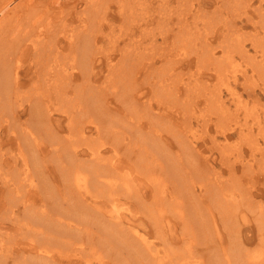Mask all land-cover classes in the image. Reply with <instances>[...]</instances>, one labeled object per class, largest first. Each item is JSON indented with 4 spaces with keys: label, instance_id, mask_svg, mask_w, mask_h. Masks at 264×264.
<instances>
[{
    "label": "bare ground",
    "instance_id": "obj_1",
    "mask_svg": "<svg viewBox=\"0 0 264 264\" xmlns=\"http://www.w3.org/2000/svg\"><path fill=\"white\" fill-rule=\"evenodd\" d=\"M159 1L156 5L151 0H134L135 5L142 3L146 6V18L130 29L127 34L130 35L129 40L123 47L113 44L108 47L109 51L104 52L102 42L111 39L109 35L114 31L115 20L126 16L121 11L118 14L111 11L108 1L0 0V172H7V177L0 173V264H118V257L124 264H185L183 248L177 237H190L196 232L197 239L198 236L206 239V235L210 237L213 234L215 226V236L217 234L221 245L214 248L210 260L225 264L227 261L216 254L222 251L237 249L242 252L237 257L242 258L247 254L245 246H241L245 240L239 239L237 234L244 232L248 212L243 207L245 216L240 220L241 216L236 215L240 209L237 208L238 202L233 206L227 202L229 199L224 202L225 194L222 196L219 192L222 186L225 188L226 182L216 181L212 174L217 171L215 166L211 171L206 165L210 175L203 170L201 160L208 155L195 145L197 140L193 139L195 132L190 131L192 125L189 121L198 113L195 107L190 110L189 107L202 100L206 110L213 109V105L218 106L217 128L209 135L214 146L219 145L215 143L221 136L230 139L236 135H252L250 126L253 127L254 123L263 125L258 130L264 139V101L259 92L264 93V31L257 30L254 23L255 32H246L247 25L253 22L252 12L264 15V0H248V10L244 14L234 15L235 18L229 21L226 19L229 23L225 34L217 38L216 44L208 42L206 37V41L200 40L204 33L199 25L188 27L186 16L190 13L195 17L202 15L203 5L200 4L193 14L191 9L184 10L186 0H176L180 5L178 9L171 6V13L166 11L160 18H151V11L161 8L165 11L166 6L172 4V0ZM174 10L177 11V19L172 16ZM196 22L200 23L199 17ZM211 22L205 24L207 30L211 24L216 26L214 19ZM214 29L216 27L212 31ZM137 31L139 39L135 38ZM192 34L199 38L189 48H194L195 60H185L188 56L180 53V58L170 56L167 64L163 62L161 67H157L156 55H163L161 59L168 61L163 58L168 56V50L171 49V53L181 51L179 41ZM246 40L253 44L254 57L245 47ZM116 52H119V58L112 56ZM131 52L133 56H130ZM259 52H262V58L257 55ZM235 53L244 58L253 57L252 62L248 61L256 73L244 70L242 73L248 80V84L245 81L243 85L250 89L248 92L253 101L250 104L253 109L259 105L260 110H254V119H249L247 112L242 113L250 107L240 103V96V100L237 98L234 102L236 88H229L231 97L227 102L224 100L227 98L225 89L216 87L219 82L212 86L207 81L203 86L198 81L208 75L202 65L204 59L212 65L211 68L206 66L207 71L214 73L215 69H221L218 60L234 62L235 57L231 55ZM116 68L125 71L129 79L120 92H113L115 96L110 99L105 95L109 90L102 94L99 80L104 75L107 79L119 73L115 72ZM184 69L194 70L191 76L195 80L177 79L176 75ZM163 70L171 73L161 79ZM256 76L262 81L255 79ZM162 89L165 93L159 94ZM145 91H150L152 96L141 101L140 105L138 98L141 100ZM182 94L185 95L183 111H176L177 105L173 103L177 101L173 97L180 98ZM117 95H122V98ZM142 104L144 108H141ZM189 112L192 113L190 116ZM133 114L137 115L136 118L131 116ZM144 117L163 122L162 127L145 123ZM230 118L237 120L235 125ZM178 120L183 123L186 133L180 131L176 124ZM62 125L69 135L78 136L82 145H76L74 141L66 145L67 140L62 142L59 139L54 142L55 136L62 131ZM203 125L208 126L209 122H203ZM45 127L46 136L50 139L44 145L43 140L31 135L35 129L42 132ZM24 133L27 136L17 135ZM175 142L178 150L174 153L172 150L176 147H171ZM251 144L250 156L257 160H245V147L238 151L239 159L236 160L249 170L256 162L259 168L256 173L260 174L263 172L260 170L264 167V154H257L261 148L259 138L254 137ZM46 156L52 159L46 161ZM220 156L226 164L230 163V156L226 153L221 152ZM231 167L235 166L231 164ZM196 168H201L204 175L199 174L205 182L202 193L183 183V177L188 173L195 174ZM250 181L255 183L258 180H253L252 176ZM228 191L231 192L230 189ZM245 195L241 196L242 201ZM263 201L264 196L252 194L249 204H246L255 220L260 221L258 226L264 224ZM171 205L175 208L170 214L165 206ZM222 209L227 211L223 218L221 216L227 224L224 229L228 228L238 236L236 239L241 245L236 241L230 246L224 244V237L218 231L219 219L213 213ZM172 215L178 217L173 219ZM177 227L182 233L178 232L181 234L174 237L172 229ZM261 230H264V225ZM209 242L213 243V240ZM204 244L203 239V248ZM94 251L101 254L94 258ZM205 252L201 253L202 256L209 255L207 250ZM249 259L247 255V261L241 259V264H248ZM250 263L253 264L252 261Z\"/></svg>",
    "mask_w": 264,
    "mask_h": 264
},
{
    "label": "rangeland",
    "instance_id": "obj_2",
    "mask_svg": "<svg viewBox=\"0 0 264 264\" xmlns=\"http://www.w3.org/2000/svg\"><path fill=\"white\" fill-rule=\"evenodd\" d=\"M109 2V6L111 7V11L113 10L116 14H118V11H121L122 13H124L126 16H125V19H117V20H115V22H114V24H115V27H114V31H112V32H110L111 34L109 35L110 36V40H107V41H105L104 43L102 42V44H103V47H104V52H107V51H109L110 49H108V47L109 48H111V46H113V44L115 45H118V48L120 47V45L123 47L124 46V43H126L128 40H129V37H130V35H127L128 33H129V31H130V29L133 27H135L136 26V24H138L139 22H140V20H142V19H144V18H146V16H147V11L145 10V9H147L146 8V6L143 4L142 5V3H140V4H137V5H135L134 4V0H105V2ZM196 1V2H195ZM195 1H193V0H190V2H188L187 0H186V4H184L185 5V7H186V9H184V10H188V9H191L192 11H194V12H192L193 14L194 13H196V9L197 8H199V6H200V4L201 5H203V8H204V10H201V14L202 15H200L201 16V18H200V16H197V17H195V16H193L191 13V15L189 14L188 16H186V17H188L187 19H188V27H189V25H191V27H194L195 25H199V27L200 28H202V33H204V34H206L205 36H203L204 34H202V35H200V40H205V38L204 37H206V40L209 42H212L213 44H216L215 42H216V40H217V38H219L220 39V35H223V34H225V31L224 30H226L225 28H226V25H227V23H229L228 21L229 20H232V19H234L235 18V16H238V15H240V13L242 14H244V12L246 11V10H248V7L246 8V2L248 1V0H230V2L228 1V0H195ZM238 1H241L242 3H238ZM254 1H256V0H254ZM197 2H199V3H197ZM224 2V3H223ZM225 2H226V4H225ZM233 2V3H232ZM237 2V3H236ZM151 3H153V4H156V5H159V3H160V1L159 0H151ZM205 3V4H204ZM233 4V5H232ZM242 7H240L239 5ZM242 4V5H241ZM217 5V6H216ZM222 5H224L223 7H222ZM234 5H236V6H234ZM238 5V6H237ZM172 6V9H178V7L180 6H178V3H177V1L176 0H172V4L171 5H167L166 6V8H165V11H162V8L161 9H154L153 11H151V18L152 17H154V18H156V17H158V18H160L163 14V12H170L171 13V7ZM221 6V8H223V9H220L219 7ZM244 6H245V8H244ZM215 7H217V8H215ZM236 7H237V9H236ZM239 7L241 8V9H239ZM202 8V7H201ZM206 8V9H205ZM234 8V9H233ZM216 9L218 10V11H216ZM208 10H210V11H208ZM229 10H233V11H229ZM240 10V11H239ZM250 10V9H249ZM157 11H160V12H157ZM219 11H220V14H219ZM226 11V12H225ZM243 11V12H242ZM155 12H157V13H155ZM209 12V13H208ZM212 12V13H211ZM215 12V14H213ZM159 13H161V14H159ZM176 13H177V11H175L174 10V13H173V18L174 19H177V17H176ZM205 13H207V14H205ZM231 13H233V14H231ZM237 13V14H236ZM205 14V15H204ZM212 14V15H211ZM204 15V16H203ZM206 15H208L207 17H208V19H206L207 17H205ZM214 15V16H213ZM235 15V16H234ZM251 15H252V17H253V22H252V25H250V26H248L247 25V27H246V32H255V29H254V23L255 24H257V30H258V28L260 29L259 31H261L262 33H263V31H264V15H263V13H258L257 14V12L256 13H254V12H252L251 13ZM263 15V16H262ZM229 16V17H228ZM198 17H199V19H200V23H197L196 22V20L198 19ZM210 17V18H209ZM226 17V18H225ZM228 17V18H227ZM197 18V19H196ZM205 18V20H203V19ZM212 18V19H211ZM216 18V19H215ZM224 18V19H223ZM210 19V20H209ZM213 19H214V24L216 25V26H214V25H209L208 26V29L209 30H207V27L205 26V24L206 25H208V24H210V23H208L209 21L211 22H213ZM223 19V20H222ZM228 21H227V20ZM121 20V21H120ZM216 20H217V22H216ZM226 20V21H225ZM244 20H246V19H244ZM257 20V21H256ZM193 21H194V23H193ZM206 22V23H204V22ZM219 21H220V23H219ZM223 23H222V22ZM258 21H260L259 23H257ZM211 22V23H212ZM237 22L238 23H240V21H239V19L237 20ZM193 23V24H192ZM197 23V24H196ZM217 24H218V26H217ZM172 25H173V23H172ZM204 25V26H203ZM157 26V25H156ZM203 26V27H202ZM212 27L213 26V28L214 27H216V29H214L213 31H214V33H212L213 31H212V29L213 28H209V27ZM223 30V31H222ZM156 31V30H155ZM210 31H211V33H210ZM208 32V33H207ZM219 33V34H218ZM221 33V34H220ZM223 33V34H222ZM208 34H210V35H208ZM203 36V37H202ZM135 38H137V39H139V32L137 31L136 33H135ZM222 39V38H221ZM205 40V41H206ZM117 43H116V42ZM158 41L161 43L162 42V39H161V36H160V34H159V36H158ZM199 41V38H198V36H197V34H192V35H186V36H183L182 37V40H181V42L179 41V44H178V47H179V49H181V51H174V52H172L171 53V49H170V51L168 50V56H165V57H163V58H169L170 59V56H171V58L172 57H177V58H180L181 57V54H184V55H187L188 57H186V58H188V59H185V60H190V59H193V60H195V58L197 57V56H195V50H194V48H192V49H189L190 48V46L191 45H194L196 42H198ZM111 42V43H110ZM114 42V43H113ZM250 40H246V44H245V47H247L248 48V52H250V54L254 57V55H255V51H254V47H253V44L252 45H250ZM105 44V45H104ZM166 45V44H165ZM253 48V49H252ZM106 49V50H105ZM128 49H130V47L128 48ZM264 49V48H263ZM186 50H188V52H185ZM259 50H261V49H259ZM103 51V50H102ZM181 53V54H180ZM186 53V54H185ZM260 53V54H259ZM259 53H257V55H259L260 56V58H262V52H259ZM119 54V52L117 53H114L112 56L113 57H117V58H119V56L120 55H118ZM134 54H132V52L130 53V56H133ZM162 56L163 55H156V59H157V67H161L162 65H163V62L165 63V64H167L168 62H169V59H168V61H166L165 62V60L163 61L161 58H162ZM231 56H233V57H235V58H233V59H235L234 60V62H233V60L231 61V60H218V64H219V66L221 67V69L219 70V68L218 69H215V71H214V73H212V72H210L209 70L207 71V68H206V66H208V68L210 67L211 68V64H209V62H207V61H205V59H204V63L202 64V65H204V70H206L205 72L208 74V75H206V76H204L205 78H202V79H200V80H198L200 83H202V85L203 86H206L207 84H206V82L207 81H209L210 83H209V85H212V86H214V85H216V83L217 82H219L218 83V85L216 86V87H218V88H220L221 90H224V93H226V95H227V98H225L224 100H226L227 102H229L230 101V95L228 94V92H229V90L232 88V87H234V88H236L237 89V92L235 93V100H234V102H236V100H237V98L240 100V98L242 99V102L240 101V103H246V104H248V107H250V108H248V110H246L247 109V107H246V109H244V108H242V109H244V110H242V113L244 114L245 112H247V113H245L246 115H247V117L249 118V119H251V118H253L254 119V116L253 115H255L254 113L256 112V111H254L255 109L256 110H260V109H258L259 108V105H257L258 107H256L255 109H253V107H252V104H250V101H251V103L253 102L252 101V96H250L249 95V92L248 91H250V89L249 88H247L245 85H243V82H245L246 81V75H244L243 73V70L244 71H249V73H254L255 71H253L252 70V64H249V63H251L252 61H253V57H248V56H245V58H244V56H240V54H237V53H235L234 55H231ZM243 57V58H242ZM248 58V59H247ZM250 58V59H249ZM130 59H132V57L130 58ZM246 59V60H245ZM248 60H250V61H248ZM247 62V63H246ZM105 63V62H104ZM118 63V62H117ZM123 63V62H122ZM171 63V62H170ZM164 64V65H165ZM207 64V65H206ZM214 66V65H213ZM249 66H251V67H249ZM215 67V66H214ZM106 67L104 66V70H107V69H105ZM217 70V71H216ZM119 71V73H115V75H111V77L110 78H107L106 79V76L104 75V76H102V78L99 80V84L101 85L102 84V86H101V89H103L102 90V94H103V91H105V90H109V92H106V96H109L110 97V99H112L111 97H114L115 96V94L113 93V92H120V90H122V85L124 84H126V82L128 81V79H129V77H128V75L126 74V73H124L125 71H123L121 68H116L115 69V72H118ZM252 71V72H251ZM243 72V73H242ZM106 73H107V71H106ZM171 72L169 71V70H163L162 71V73H160V78L161 79H163L165 76H167L168 74H170ZM218 73V74H217ZM256 73V72H255ZM254 73V74H255ZM194 74V70H192V71H189L188 69H184V70H182L181 72H179L177 75H176V78L177 79H182V80H185V81H190L191 79H194L195 80V78H194V76H191V75H193ZM210 75V76H209ZM220 78H221V80H220ZM133 79H135V77L133 78ZM156 79H157V77H156ZM219 79V80H218ZM255 79H260L261 80V78L259 77V76H256L255 77ZM194 80L192 81V82H194ZM101 81V82H100ZM133 81V80H132ZM131 81V82H132ZM157 81V80H156ZM262 81V80H261ZM130 82V83H131ZM228 82H229V85H228ZM235 82H237V83H235ZM247 82V84H248V80L246 81ZM253 83L252 84H254V81H252ZM227 83V84H226ZM129 84H127V86H128ZM135 87V86H134ZM230 88V89H229ZM182 92H184V89H182ZM240 92H242V93H240ZM259 92H260V98H261V100L262 101H264V93H261V91L259 90ZM158 93L159 94H162V93H165V91L162 89V91H158ZM123 96H125V95H123ZM150 96H152V93L149 91H145V93H143V97L141 98V100H140V98H138V103L141 105V103L142 102H144L145 100H147V99H149L150 98ZM239 96H240V98H239ZM117 97H119V98H122V95L121 96H119V95H117ZM242 97H244V98H242ZM166 98H168V97H166ZM170 98V97H169ZM172 98V97H171ZM173 99H174V101H177V102H174L173 104H176L177 105V108H178V110H176V111H183V109H182V107H183V105H184V100H185V95L184 94H182L181 96H180V98H176L175 99V97H173ZM112 101V100H111ZM142 101V102H141ZM246 101V102H245ZM115 102V101H114ZM248 102V103H247ZM192 104H194V103H192ZM246 104H243V105H246ZM182 105V106H181ZM195 105V104H194ZM241 106H242V104H240ZM239 105V106H240ZM180 106V107H179ZM191 106V105H190ZM195 107V109H196V111H197V113L198 114H200V115H198V114H196V116H195V118L194 117H192L191 118V121H189L190 123H191V125H192V128H191V130L190 131H192V130H194V137H193V139L194 140H197L195 143V145L198 147V149H202V152H204V155H208L207 156V158H208V160H209V162H207V158H205V160L203 159V160H201L200 162L202 163L201 165H204V167H203V170L205 169H207L206 168V165L211 169V171H214L213 169H214V166H215V168H216V172L214 171L212 174L213 175H215L214 177H215V179H216V181H218V182H221V183H227V186H226V183L224 184V186H225V188H226V190H225V188L222 186V188L221 189H223L224 188V190H219V192L222 194V196H223V194H225V196H223V200H224V202L226 201V199L228 200L227 202L229 203H232V204H230V205H232L233 206V203H237L238 202V206H237V208H240L239 210H237V212H236V215H239V216H241L240 217V220L241 219H244V218H242L243 216H245V215H243L244 214V211L242 212V209H243V207H244V210L245 211H247L248 212V215L247 216H245V219L247 218V220L248 221H246V223L247 224H245V226H244V232L243 231H239L238 232V236L240 237L239 239H241L242 241L243 240H245L244 242H243V245H241V242H239V240L238 239H236V238H238V236L236 237V235L235 234H233V232L231 233L230 231H228L227 229H224L225 228V226L227 225H225L224 224V222H223V220L221 219V216H222V218H223V216H225L226 215V210L224 211L223 209L222 210H220V212L219 211H217V213L216 212H213L217 217H218V219H219V223H220V230H218V231H220V235L222 236V237H224V239H223V242H224V244L225 245H228V246H230L231 244H234L235 243V241H236V243H239L241 246H245V248H246V250H245V253H247L246 255H245V257L244 258H242V257H237L238 255H241V253L242 252H238L237 251V249H235L234 251H222V252H220V253H216L217 255H219L220 257H221V260H224V261H227V262H229V263H225V264H241L242 263V261H241V259H246L245 261H247V255H248V259L251 257V259H249V262H248V264L252 261L253 262V264H255V263H259V264H264V239H262V238H264V230H261L262 229V227H263V225L264 224H261V228H259V226H258V224H260V221L259 222H257L256 220H255V218H254V216L252 215V212L250 211V210H248L247 209V207H246V204H249L248 203V200L250 201V198H251V195L252 194H254L256 197H260L261 195L262 196H264V183L262 182V177H264V167H262L261 168V170L260 171H263V172H261L260 174H259V172L258 173H256V170H258L259 168H258V165L256 164V162H253V166L250 168V170H249V168H246V166L245 165H243V164H241L239 161H237L236 159H239V157H238V151L241 149V148H243V147H245L244 149H246V151H245V153H246V155H247V157H245V160H257V158H252L251 156H250V153L252 152L250 149L252 148V141H253V138L254 137H258L259 138V143H260V147L261 148H259L258 149V152H257V154L258 155H260L261 153H263L264 154V139L263 138H261L260 136H261V134H260V136H259V130H260V126H263L262 124H257V123H254L255 125H253V127H252V125L250 126L251 127V134L252 135H249V134H245V135H243V136H239V135H236V136H234L233 138H230V139H226L225 137H218V140L216 141V143L215 144H219V145H216V146H214V145H212V143L210 142V139H209V135L211 134V133H213V131H215V128H217V126H216V120H217V118L219 117V112H217L218 111V109H217V107L218 106H216V105H213L212 106V108L213 109H209V110H206V107L204 106V102H203V100L200 102V103H198L197 105H195V106H191V107H189V110L190 109H192V108H194ZM233 107H234V105H233ZM243 107V106H242ZM141 108H144V106H143V104H142V107ZM163 108H165V107H163ZM165 110H167L166 108H165ZM164 110V111H165ZM143 111V110H142ZM225 112H227V111H225ZM248 112H250V114L248 113ZM240 113H241V110H240ZM192 114V113H191ZM190 114V112H189V116L191 115ZM193 114H194V112H193ZM221 114V113H220ZM218 115V116H217ZM246 115H245V117H246ZM132 117H134V118H136V114H133V115H131ZM210 116V117H209ZM240 116L242 117L243 115L242 114H240ZM196 117H200L199 119H197ZM244 117V116H243ZM113 118H115V116L113 117ZM205 118V119H204ZM144 119H145V123L147 122L148 124H151V123H155V124H152V126H155V127H158V128H161L162 127V123L163 122H161V121H156V120H153V119H150V120H147L145 117H144ZM184 118H182V120H183ZM195 119V120H194ZM197 119V120H196ZM233 121H232V120ZM85 120V119H84ZM147 120V121H146ZM181 120V119H180ZM205 120V121H204ZM210 120V121H209ZM230 122L232 123V124H236V122H237V120H234L233 118H230ZM203 122H209V125L207 126V125H203ZM176 124L178 125V127H179V129H180V131L182 132V133H186V131H185V129H184V126H183V123H181L179 120L176 122ZM187 123H184V125H186ZM194 126V127H193ZM241 126V125H240ZM196 127V128H195ZM206 127V128H205ZM256 127V128H255ZM258 127V128H257ZM203 128H204V130H203ZM253 128V129H252ZM60 129H62V131L57 135V136H55V140H54V142L57 140V139H59V140H61L62 142H63V140H67V142H66V145H71L72 144V141H74L75 143H76V145H82V141H80V138L78 137V136H76V135H74V136H72V135H69L68 134V132H66V130H65V125L63 126H61V128ZM259 129V130H258ZM36 130V132H34L31 136L34 138V137H36V138H38V139H40V141H42L43 140V142L42 143H44V145H45V143H46V141H48L50 138L48 137V136H46L47 134V132H46V127L44 128V130L42 131V132H39V131H37V129H35ZM165 130V129H164ZM206 130V131H205ZM203 133V134H202ZM247 133H248V130H247ZM39 134H41V135H39ZM68 134V135H67ZM73 134V133H72ZM18 136H27L26 135V133H24V134H17ZM43 135V136H42ZM199 135V136H198ZM60 136V137H59ZM183 137H187V136H184V135H182ZM19 138V137H18ZM32 138V139H33ZM48 139V140H47ZM45 141V142H44ZM71 141V142H70ZM16 143H18V141H16ZM48 143V142H47ZM175 144H176V142L174 143V145L171 147V148H173L174 146H175ZM211 148H210V147ZM221 148H219V147ZM176 147V146H175ZM170 148V149H171ZM208 148V149H207ZM219 148V149H218ZM175 149V150H174ZM172 151L175 153V151L176 150H178L177 149V147L176 148H174ZM211 149V150H210ZM172 152V153H173ZM220 152V153H219ZM221 152H224V153H226L228 156H230V157H228L231 161H229L230 163H228V164H226V161H224V160H222V157L220 156V154H221ZM216 153V154H215ZM237 156H236V155ZM214 156V157H213ZM217 156V157H216ZM50 156H46V161L47 160H49V159H52L51 157L49 158ZM108 157V156H107ZM157 157H159V156H157ZM206 157V156H205ZM221 158V159H220ZM228 158H223V159H228ZM216 162H215V161ZM236 160V161H235ZM52 162H55V161H53V160H51ZM206 162V164H205V162ZM222 161V162H221ZM210 162H211V165H210ZM224 162V163H223ZM213 164V165H212ZM231 164H233L235 167L233 168V167H231ZM227 165V166H226ZM211 167H213V169L211 168ZM231 167V168H230ZM245 169H244V168ZM254 168H255V173L258 175H256L255 173H254V175H253V170H254ZM1 169H4V168H1ZM219 169V170H218ZM200 170V171H199ZM221 170V171H220ZM232 170H233V172H232ZM236 172H235V171ZM196 172H195V174H192V173H188L187 175H185L184 177H183V179H184V186H187V187H189V186H193L196 190H197V192H199V193H202V191H204L202 188H203V186L205 185V182L203 181V179H202V175H203V173L201 172V168L199 169L198 168V170H197V168H196V170H195ZM207 171V173L210 175L211 174V172L209 171L208 172V170H206ZM219 171V172H218ZM5 172V173H4ZM9 173H10V171H8ZM217 172H218V174H217ZM250 172V173H249ZM2 175H4V176H6L7 177V172H6V170H3V171H1L0 172ZM11 173H12V171H11ZM194 173V172H193ZM204 173H206V172H204ZM231 173V174H230ZM199 174H202V175H199ZM207 174V175H208ZM240 174V175H239ZM194 175V176H193ZM208 175V176H209ZM222 175V176H221ZM235 175V176H234ZM242 175V176H241ZM190 176V177H189ZM204 176V175H203ZM253 176V180H255V179H257L258 181H256L255 183H252L251 181H250V177H252ZM223 179H222V178ZM225 177V178H224ZM240 177H242L241 179L242 180H239V178ZM193 178V179H192ZM197 178V179H196ZM192 179V180H191ZM235 179V180H234ZM191 180V181H190ZM225 180V181H224ZM228 181V182H227ZM230 181H231V183H230ZM196 182V183H195ZM198 182V183H197ZM194 183V184H193ZM232 183H234V184H232ZM236 183V184H235ZM246 183V184H245ZM182 184V182H179V185H181ZM189 186H188V185ZM192 184V185H191ZM195 184H197V185H195ZM201 184V185H200ZM203 184V185H202ZM230 184V185H229ZM251 184H253V185H251ZM228 185H229V187H228ZM198 186V187H197ZM200 186H201V188H200ZM240 187V188H239ZM233 188H234V190H233ZM249 190H247V189ZM231 190V192H229L228 190ZM235 190H237V191H235ZM243 190V191H242ZM224 191V192H223ZM243 193H242V192ZM245 191V192H244ZM255 191V192H254ZM233 192V193H232ZM261 192V193H260ZM231 193H232V195H231ZM241 193V194H240ZM220 194V195H221ZM247 196H246V195ZM250 194V195H249ZM244 195H245V198H243L244 200L242 201V197H244ZM231 196V197H230ZM242 196V197H241ZM235 198V199H234ZM239 199V200H238ZM248 199V200H247ZM192 200V199H191ZM124 201V200H123ZM242 201V202H241ZM263 203H264V201H263ZM217 204V203H216ZM240 204V205H239ZM166 207V208H165ZM164 208H165V210H167L169 213L173 210V208H175L174 207V205H171V207L170 206H165ZM169 207V208H168ZM172 208V209H171ZM214 208H216L215 210H218L217 209V205H214ZM214 208H212V211H215L214 210ZM234 213H235V210H234ZM171 214V213H170ZM223 214V215H222ZM177 215H172V218L173 219H175V217H176ZM178 217V216H177ZM83 221V220H82ZM249 221L251 222V223H249ZM256 221V222H255ZM248 223H249V225H248ZM258 223V224H257ZM241 228V227H240ZM216 229V226H215V228H213V234H211L210 235V237L209 236H207L206 235V239H205V236H203V238H202V236H201V239H200V236H198V239H197V235L198 234H196V232H193V233H191V239H190V237H185V236H179V237H177V235H179V234H181L182 232H181V230L179 231V228L177 227L176 228V230L175 229H172V234L174 235V237L176 236L177 237V242L182 246V253H183V256H184V259H185V264H216V262H214V261H212V260H210V258H209V256L211 255V253H213V251H214V248H216L217 247V244H220L221 245V243H220V241H218V236H217V234H216V236H215V233H217V231L215 230ZM217 229H218V222H217ZM241 230V229H240ZM178 232H181V233H178ZM242 232H243V235H242ZM261 232H262V234H261ZM239 233H241V234H239ZM196 234V235H195ZM229 234H230V237H229ZM259 234H260V236H259ZM187 235H190V233H187ZM195 235V236H194ZM214 235V236H213ZM194 237H196V238H194ZM207 237L209 238V239H207ZM214 237V238H213ZM245 237V238H244ZM235 238V239H234ZM205 240V244H204V248L202 247V245H201V241L202 240ZM220 239V238H219ZM210 240H213V243H211V242H209ZM218 241V242H217ZM238 241V242H237ZM183 242H184V244H183ZM232 242V243H231ZM215 243H216V245H215ZM183 244V245H182ZM210 244V245H209ZM258 245H260V247L258 246ZM262 245V246H261ZM196 246V247H195ZM206 246H208V249H206ZM218 247H219V245H218ZM259 247V250H257V248ZM176 248V247H175ZM210 248H212L211 250H210ZM263 248V249H262ZM65 249H67V246H65ZM262 249V250H261ZM100 250V249H99ZM202 250H204V252H201ZM208 251L209 252V255H204V256H202V254H206V252L205 251ZM240 250V249H239ZM253 250H255L254 251V253H256L257 254V256H256V254H254L252 251ZM257 250V251H256ZM259 251V252H258ZM215 252V251H214ZM263 252V253H262ZM202 253V254H201ZM99 254H101V253H95V251L92 253V255H93V257L94 258H97L98 256H99ZM108 254H110V252H108ZM179 253L178 252H176V255H178ZM200 254H201V256H200ZM250 254V255H249ZM254 254V255H253ZM105 256H107V253H106V255ZM117 256V255H116ZM206 256H207V258H206ZM250 256V257H249ZM252 257H254V259H252ZM258 257L259 258H261L263 261V263L261 262V260H259L258 259ZM240 258V259H239ZM118 259V264H124L123 263V260H121L119 257L117 258ZM257 259V260H256ZM110 260V259H109ZM206 260H210V262H208V261H206ZM254 260V261H253ZM111 261V260H110ZM203 261V262H202ZM205 261V262H204ZM237 261V262H236ZM245 261H243V262H245ZM109 264H114L113 262H109ZM128 264V263H127ZM251 264V263H250Z\"/></svg>",
    "mask_w": 264,
    "mask_h": 264
},
{
    "label": "crops",
    "instance_id": "obj_3",
    "mask_svg": "<svg viewBox=\"0 0 264 264\" xmlns=\"http://www.w3.org/2000/svg\"><path fill=\"white\" fill-rule=\"evenodd\" d=\"M248 225H249V223H248Z\"/></svg>",
    "mask_w": 264,
    "mask_h": 264
}]
</instances>
